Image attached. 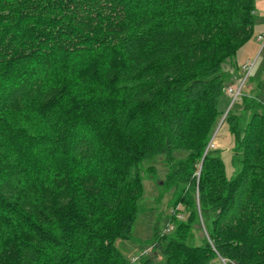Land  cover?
Returning a JSON list of instances; mask_svg holds the SVG:
<instances>
[{"label": "trees", "instance_id": "1", "mask_svg": "<svg viewBox=\"0 0 264 264\" xmlns=\"http://www.w3.org/2000/svg\"><path fill=\"white\" fill-rule=\"evenodd\" d=\"M255 24L256 0H0V264H138L115 243L158 156L180 196L139 264H264V102L233 110L224 69Z\"/></svg>", "mask_w": 264, "mask_h": 264}, {"label": "rangeland", "instance_id": "2", "mask_svg": "<svg viewBox=\"0 0 264 264\" xmlns=\"http://www.w3.org/2000/svg\"><path fill=\"white\" fill-rule=\"evenodd\" d=\"M259 35H264V0H256V24L253 36L239 50L237 56L224 65V69L228 73L227 80L230 86L240 84L242 80L246 79L242 93L244 92L248 97H254L258 94L260 100L264 102V40H259ZM250 64H253V67L247 75L245 66ZM228 98L232 103V98ZM241 99L233 102V110L236 111L242 107ZM229 108L230 106H222L225 113ZM221 119L212 131V145L207 148V151L209 148H215L219 152L226 164L228 174L231 176L235 172L232 165L234 137L229 131L228 124L223 122V118ZM176 153L178 157L185 155L183 151ZM142 169L145 193L141 200L143 208L137 214L135 223L131 228L133 239H118L115 243L125 258L128 260L135 259L138 264L140 259L147 254L156 261H165L166 257L161 253H152V241L155 236L158 217H162L160 228L165 230L169 223L168 216L172 211V204L180 196V193L174 188L166 189L163 186L169 172L163 156L146 161ZM184 209V206H178L180 216H182V212L186 216ZM193 232L195 235L194 244H202V238L206 235L204 226L201 228L195 226ZM222 263L225 264V261L222 260Z\"/></svg>", "mask_w": 264, "mask_h": 264}, {"label": "built area", "instance_id": "3", "mask_svg": "<svg viewBox=\"0 0 264 264\" xmlns=\"http://www.w3.org/2000/svg\"><path fill=\"white\" fill-rule=\"evenodd\" d=\"M259 40H264V35H259L258 36ZM253 67V64L247 65L245 66V69L247 70V75L249 74V72L251 71ZM246 82V79L242 80L241 83L236 84L234 86H229L226 90L227 95H229V97L232 98V103L236 100H238L240 98V96L242 95V90H243V86ZM210 145H212V142L210 143ZM133 261H136L135 259H133Z\"/></svg>", "mask_w": 264, "mask_h": 264}, {"label": "water", "instance_id": "4", "mask_svg": "<svg viewBox=\"0 0 264 264\" xmlns=\"http://www.w3.org/2000/svg\"><path fill=\"white\" fill-rule=\"evenodd\" d=\"M228 111H229V109H228ZM228 111L225 113L224 117L226 116V114L228 113ZM224 117H223V119H224ZM211 142H212V141H211Z\"/></svg>", "mask_w": 264, "mask_h": 264}]
</instances>
